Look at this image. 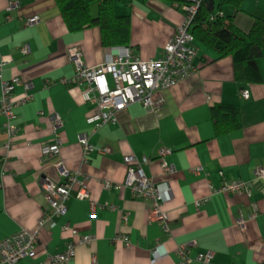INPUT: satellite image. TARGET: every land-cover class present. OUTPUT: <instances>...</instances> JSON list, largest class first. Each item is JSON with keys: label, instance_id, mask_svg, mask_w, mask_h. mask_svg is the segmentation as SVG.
I'll use <instances>...</instances> for the list:
<instances>
[{"label": "crops", "instance_id": "1", "mask_svg": "<svg viewBox=\"0 0 264 264\" xmlns=\"http://www.w3.org/2000/svg\"><path fill=\"white\" fill-rule=\"evenodd\" d=\"M186 1L116 0L115 13L129 16V43L106 47L97 26L70 32L56 0H0V62L10 60L2 78H21L30 84L28 93L33 96L27 105L15 109L20 130L9 152L4 147L5 118L0 115V239L21 229L38 234L35 259L19 264H37L48 254L62 252L68 239L76 246L74 264H151L156 249L155 264H179L177 248L190 242L195 244L192 258L199 252H214L210 264H264V180H254V171L264 168V52L258 60L261 82L242 84L235 80L232 57L218 58L195 41L197 71L157 94L164 99L159 112L135 103L118 114L115 125L93 134L86 122L93 107L83 101V86L61 82L74 74L68 55L73 46L81 48L89 67L110 60L121 47L132 49L143 61L159 58L183 21ZM209 2L213 16L221 12L231 17L243 33L251 30L254 14H264V0H243L239 10L220 6V0ZM12 3L16 6L10 8ZM97 11L94 4L92 14L96 16ZM32 17L41 22L27 28L25 22ZM25 45L31 50L26 56L20 52ZM242 90L249 91L248 99L241 97ZM24 93L17 88L15 96ZM220 103L239 108L238 130L216 134L211 108ZM50 114L63 120L60 160L67 170L87 178L91 200L98 206L92 210L88 200L76 199L74 187L67 214L54 218V228L40 227L49 209L42 182L61 181L53 166L42 162V148L52 139ZM81 134L89 135L95 149L86 164L78 141ZM103 148L110 150L107 155L99 153ZM160 148L170 150L166 161L174 166V174L163 173ZM129 155L149 158L150 164L143 167L145 175L168 185L170 197L162 205L169 219L167 231L150 220V203L136 199L130 189L104 188L105 181H124V158ZM223 179L248 183L251 196L213 194ZM198 202L202 203L198 206ZM254 211L256 217L249 218ZM123 214H128L126 223ZM240 215L246 218L244 229L236 225ZM66 223L74 236L62 232ZM120 233L129 236V246L112 243ZM88 235L95 241L80 244V238Z\"/></svg>", "mask_w": 264, "mask_h": 264}, {"label": "built area", "instance_id": "2", "mask_svg": "<svg viewBox=\"0 0 264 264\" xmlns=\"http://www.w3.org/2000/svg\"><path fill=\"white\" fill-rule=\"evenodd\" d=\"M203 0H187L184 4V18L177 27L174 36L165 46L163 54L153 60L143 61L136 57L133 50L128 47L116 49L110 60L101 63L95 67H89L83 60V52L79 46H73L68 49L69 60L73 64L74 74L70 78L62 79L61 82L66 86H83L82 98L85 103L91 104L93 109L87 117V124L91 127L92 134L106 125H115L118 121L119 113L135 103L143 105L146 109L159 112L164 99L161 95L163 90L175 86L182 80L190 77L197 71L194 60L197 57L195 39L190 32L193 21L195 20ZM16 6L12 3L10 8ZM41 22L39 17H32L26 20L25 26L31 28ZM22 55H28L31 50L28 45L20 49ZM10 63V60L3 59L0 62V115L5 118L3 129L7 135L5 150L8 152L14 148V140L20 130L16 125L15 109L27 105L33 96L28 93L30 84L24 82L19 77L10 80L2 78L3 68ZM17 88H23L25 93L15 96ZM241 97L249 98V91L242 90ZM157 95V96H156ZM40 116H45L44 112H39ZM51 123L52 139L42 148V162L50 163L57 171L61 181L54 183L47 179L42 182V189L45 199L48 202L49 209L40 220V227L49 225L50 228L56 227L54 218H61L67 214V202L70 200L74 187H77L75 198L78 200H88L92 210L98 206L91 200L87 189V178L81 177L80 172H72L65 168L60 160V151L62 148L61 130L63 120L58 114L47 116ZM82 148L83 163L88 162L89 155L95 151L90 144L88 134H81L78 138ZM108 148L99 151L102 155L109 153ZM170 150L160 148L158 151V160L164 174L175 173L173 165L166 161V156ZM124 162L127 166L126 175L122 183L105 181L103 183L106 189L128 188L136 199L150 203V220L158 223L165 231L168 230V216L162 210L164 202L169 200V187L166 183L157 184L151 178L147 177L143 167L150 164V159L143 157L137 158L135 155L125 156ZM223 176L222 173H220ZM254 180H264V168L259 167L254 171ZM213 194H234L250 197L252 194L248 183L244 181L222 180L217 188H213ZM202 202H198L199 206ZM256 210V207H255ZM256 211L249 217L255 218ZM128 221V214H123L122 222ZM246 218L240 215L236 220V225L244 229ZM64 233H71L74 236L71 226L66 223L61 226ZM95 241L92 235L81 237L80 244L90 245ZM114 244H123L129 246L130 238L127 234H117L112 239ZM38 244V234H31L23 229L18 230L11 236L0 239V264H19L23 260H33L36 257V247ZM195 244L193 242L179 245L177 255L180 259L179 264H190L193 261L202 264H210L214 259V252H199L192 258L190 253ZM65 249L58 254H48L47 257L37 264H74L75 244L68 239L64 244ZM157 249L153 251L151 264L158 260Z\"/></svg>", "mask_w": 264, "mask_h": 264}, {"label": "trees", "instance_id": "3", "mask_svg": "<svg viewBox=\"0 0 264 264\" xmlns=\"http://www.w3.org/2000/svg\"><path fill=\"white\" fill-rule=\"evenodd\" d=\"M116 0H56L67 28L72 33L97 26L106 47L126 46L129 43V16L115 13ZM243 0H220L239 10ZM97 4V15L92 6ZM254 22L248 33L240 31L229 16L212 15L209 0H203L190 32L195 41L213 50L218 58L230 56L234 62V77L238 83H260L258 60L264 52V14L253 15ZM216 134H229L240 128L239 108L235 105L216 104L211 108Z\"/></svg>", "mask_w": 264, "mask_h": 264}, {"label": "water", "instance_id": "4", "mask_svg": "<svg viewBox=\"0 0 264 264\" xmlns=\"http://www.w3.org/2000/svg\"><path fill=\"white\" fill-rule=\"evenodd\" d=\"M211 2H212V1H211ZM209 4H212V3L209 2Z\"/></svg>", "mask_w": 264, "mask_h": 264}]
</instances>
